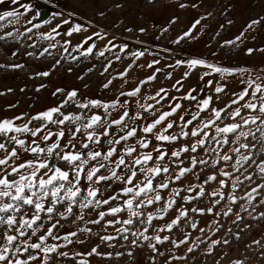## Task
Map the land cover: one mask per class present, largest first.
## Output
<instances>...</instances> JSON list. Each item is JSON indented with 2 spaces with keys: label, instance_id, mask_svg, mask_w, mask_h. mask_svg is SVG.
<instances>
[{
  "label": "snow or ice",
  "instance_id": "snow-or-ice-1",
  "mask_svg": "<svg viewBox=\"0 0 264 264\" xmlns=\"http://www.w3.org/2000/svg\"><path fill=\"white\" fill-rule=\"evenodd\" d=\"M10 2L15 5L19 4L20 0H10ZM4 3L5 0H0V4ZM20 7L24 8L25 11L20 12L19 9H14L0 13V22L7 21L8 24L14 25L20 21L22 16L32 10V6L28 4H21ZM116 7H120V5L117 4ZM180 7L184 8L187 5L180 4ZM192 7H196V5H192ZM36 15L39 16V12ZM54 15H60V13ZM49 22L48 20L44 21V23ZM175 22V19L171 21V23ZM31 23V20L25 22L24 32H20L19 29L5 32L0 35V40L15 38L19 41L22 37L32 33L34 28L41 26L40 24H33L32 27L26 26ZM200 23V19L195 20L189 30L173 40L172 43L180 44L186 38L194 39L193 31ZM64 24L69 25L68 30L63 33L67 37L88 31V27L81 23L64 20L61 25L54 27L50 32L40 34L39 39L55 41L56 36L61 35L58 29ZM261 24H264V17L253 19L247 24L245 32ZM3 27L5 25L0 23V29ZM127 31H131V29H127ZM140 31L143 32L144 29ZM163 31L166 32L168 29L165 28ZM245 32H241L234 40L225 41V45L242 42L245 38ZM106 38L107 34L100 31L84 37L80 43L72 48V51L78 52L79 56H73L68 52L70 40H65L60 46L72 61L78 60L80 56L88 57L94 53L97 57H105L106 53H113L114 60H108L102 75L108 72L114 62L120 61L126 54L127 57L131 58L132 63L124 72L119 73L118 77H113L112 80L126 77L131 68L135 66L136 61L146 54L157 55L147 48L129 51L127 43L118 45L114 43V38L108 39L104 48L97 49L96 40H105ZM57 43H49L38 55L35 52H28L27 55L35 56L37 59L44 57L45 54L51 56L50 49H55ZM28 47L35 48L36 45L30 44ZM116 49H119L118 53L115 52ZM18 51H14L12 56H16ZM165 51L170 50L166 49ZM254 51L264 52V49L249 48L247 54L251 55ZM61 59L64 57L62 56ZM60 63L61 60H56L53 68ZM159 64V59L149 62L146 66L154 69L153 73L142 80L134 89L120 92L112 101L105 102L100 99L86 98L81 102L76 99L77 91L72 90L67 93L60 104L31 116L23 124H16L17 120L24 119L23 115L0 120V137L4 138L0 141V153H3L0 156V229H2L0 230V264H34V262L50 264L53 254L68 258L69 253L62 252L60 249L72 244L74 242L72 238L77 237L80 232L92 234V229L88 225H102L105 230L108 227L114 228L116 235L99 236L102 242L123 240L129 242L133 248L140 246L141 241L149 242L148 247L154 253L163 255L156 245L168 241L170 237H162L159 233L171 232L180 225L182 220L189 217L190 211L200 215H221V213H214V208L225 200L224 189L226 187L231 189L230 193L227 194L229 204H236L238 200L244 199L251 206L257 196L261 195L262 190H264V183L252 187L244 196L237 197L235 193L238 187L244 181L253 182V174L248 173L241 180L239 176L233 177V172H240L241 168L247 164L249 167L254 165L258 173L264 176V160L257 163L252 158V151L255 150L256 145L250 142H240L242 139L248 141V138L251 137L252 140H259L264 144V78L259 76L253 78L249 75L248 79L241 80L244 87L239 92L232 93V99L222 108L212 106L213 97L210 95L198 99L197 96L193 95L196 89H190L182 97L177 98L170 97L168 90L161 87L153 95L146 96L144 102L137 99L136 104L140 110L132 113L129 107L130 101H122L120 97H138L142 87L155 81L158 74L163 71V69L155 67ZM139 66L144 67V65ZM180 66H186L188 69L184 73V78H187L198 67L207 69L200 76L201 80L213 74H219L225 78L247 71L243 68L233 69L218 66L201 58L178 59L174 65H167V67L172 68ZM23 67L25 65L19 63L0 64V68L9 70H17ZM50 74L51 71H43L36 73L35 76L48 77ZM171 78V73H165V79ZM112 80H108L103 87L107 89L112 84ZM213 83L211 80L206 81V85L209 87ZM182 86V80H177L172 87L179 92ZM44 87L46 85L41 84L36 90L39 91ZM226 88V83L221 84L217 81L214 92L219 96V94L226 92ZM63 92V89L57 88L53 96ZM4 94L0 92V95ZM181 99L195 101L196 111L184 110V114H179L182 105L178 101ZM148 101H152V103H148ZM164 101H169L166 111L162 110V102ZM69 103L75 104L78 109L89 112L91 109H102L103 114L92 112L89 115L84 111L65 113L62 109ZM233 105L238 106L233 107ZM245 109L248 110V114L242 115ZM113 111L119 113L118 118H111ZM205 112L210 113L207 119L201 116ZM145 113L148 115L146 116ZM148 116L154 118L149 121ZM172 117L175 119H170ZM226 118L233 122L224 124L223 121ZM33 121L41 123L33 125ZM132 121H142L143 123L137 125L130 123ZM196 121L199 123H195ZM70 124H74L75 127L69 128L68 125ZM49 125H55L56 131H53ZM250 125H254L255 129L249 127ZM176 128L179 129L178 132L173 131ZM113 129L116 131L114 132ZM257 133L260 134L259 137H257ZM21 135H27L30 140L20 138ZM230 136L235 138L230 140ZM54 137L55 139H53ZM132 138H135V143L128 144L127 142ZM192 138L196 139L191 144L181 145L170 152L165 148V145L173 144L180 139ZM153 140L158 143L153 144ZM10 144L14 146L10 148ZM104 144H107L106 149L103 147ZM230 144L235 146L230 147L228 152L221 154L223 148ZM150 147V151H145ZM201 149L204 150L205 156L209 157L208 159L196 155ZM21 150L33 158H22ZM261 151L264 152V147L261 148ZM184 153L192 154L189 157V166H183L184 160L181 157ZM211 154L215 155L214 159L211 158ZM232 154L235 155V162L232 164L233 172L220 168L218 173L208 175L199 184H189L186 188L170 187L172 183L181 181L187 174L195 173L198 167L202 171L209 165L215 168L221 162L227 165L233 160ZM61 164L65 167H61ZM173 166H175L174 174ZM244 171L247 172V168H244ZM218 176L223 177V179H218ZM158 177H163V179L157 180ZM197 179H199L198 175ZM229 180L232 181L230 185ZM82 181L86 182V187L82 186ZM113 182L119 183L123 187L104 198V190L100 185L103 184L105 188H110ZM210 182H217L219 187L207 192L205 185ZM165 190L168 192L167 198L162 195ZM185 191L188 195H181ZM205 195L212 198L211 207L187 209L180 206L176 209L175 218L156 228V235L147 234L154 220H163L173 209L177 204V198L186 204H190ZM259 203L264 204V200H260ZM157 204L160 207L155 211H144ZM105 206L107 207L105 208ZM61 208L63 211L60 210ZM76 209L79 211H75ZM88 209L96 212V219L85 220V210ZM242 211L248 212L249 208L242 206ZM123 213H127V218L121 215ZM232 213V207H228L222 215L226 217ZM72 216H75L73 223L84 221V226H78L76 231L59 235L58 231L63 227L61 221ZM108 216L115 219L106 220ZM259 217L264 218V212L260 213ZM240 219L242 217L237 214V220ZM45 222H47V226H45ZM137 223L143 226L142 229H133ZM213 223L217 224L218 221L214 220ZM197 226V222H191L192 229H197ZM199 230L201 233L205 231L203 228ZM216 231H219V228ZM129 236L135 239L129 241ZM189 237L190 234L186 233L184 239L172 240L171 243L178 248L182 244H186ZM49 238L53 241H63V243L50 244L48 243ZM153 240L155 243H151ZM78 242L83 243V241ZM224 242L227 243V241ZM219 243V240H213L209 245L208 253L211 254L214 246ZM254 243L259 245L260 241H254ZM109 246L115 247L116 245L109 243ZM98 247H93L87 253H74L71 258L74 259L79 256L81 259L78 264H88V261L83 257L93 255L112 257L113 253L111 252L105 254L98 252ZM197 247L198 244L194 242L187 251L191 253ZM124 254L123 252L115 253L117 257ZM127 255L131 257L133 252L128 251ZM172 258L184 259V257L175 256ZM152 259L154 261V257ZM233 264H243V262L236 260L233 261Z\"/></svg>",
  "mask_w": 264,
  "mask_h": 264
},
{
  "label": "rangeland",
  "instance_id": "rangeland-1",
  "mask_svg": "<svg viewBox=\"0 0 264 264\" xmlns=\"http://www.w3.org/2000/svg\"><path fill=\"white\" fill-rule=\"evenodd\" d=\"M21 4L31 5L32 10L22 16L20 21L14 25L8 24L7 21L0 22L5 25V27L0 29V35L16 29L24 32L25 22L28 20H31L32 23L27 24V27H32L33 24H40L41 26L34 28L32 33L22 37L19 41L15 38L0 40V64L11 65L19 63L25 65V67L17 70L0 68V92L5 93L4 95H0V120L12 119L23 115V120L16 121L18 125L23 124L31 116L60 104L67 93L72 90L77 91L78 95L76 99L81 102L86 98L100 99L105 102L112 101L116 99L120 92L134 89L142 80L151 75L154 69H150L146 65L154 59L160 60V64L155 67L163 69L158 74L157 79L145 84L138 97H120L122 101H130L129 107L132 113L140 110L136 104L137 99L144 102L146 96L153 95L161 87L168 90L170 97L177 98L182 97L190 89H196L193 95L197 96L198 99L210 95L213 97L212 106L222 108L232 99V93H237L244 87L241 80L248 79L249 75L253 78L257 76L264 78V52L254 51L251 55L247 54V49L249 48L264 49V24L257 25L254 29L245 32L246 26L251 20L264 17V0H20V3L15 5L10 0H5L4 4H0V13L14 9L24 12L25 9L20 7ZM117 4L120 7H116ZM180 4H185L187 7L181 8ZM192 5H196V7H192ZM37 12H39V16L36 15ZM56 13H60V15H54ZM100 13H103V15H100ZM173 19L176 20L175 23H171ZM197 19H200L201 23L193 31L194 39L186 38L180 44L172 43L173 40L185 31H188ZM45 20L50 22L44 23ZM64 20L81 23L88 27V31L67 37L63 33L68 30L69 25L64 24L58 29L61 35L56 36L55 41L39 39L40 34L50 32L54 27L61 25ZM229 21L231 23H228ZM165 28L168 31L164 32ZM127 29H131V31H127ZM141 29H144V31L141 32ZM96 31L107 34L105 40H96L97 49L104 48L108 39L114 38V43L118 45L127 43L129 51L147 48L151 52L157 53V55L146 54L143 58L136 61L135 66L131 68L126 77L112 80L113 77H118L119 73L124 72L129 64L132 63L131 58L127 57L126 54H124V57L120 61L114 62L108 72L102 75L101 73L108 60H114L113 53H106L105 57H97L94 53L88 57L80 56L78 60L72 61L60 46L65 40H70L71 44L69 45L68 52L73 56H79V53L73 52L72 48L80 43L84 37ZM241 32H245V38L242 42L225 45V41L234 40ZM49 43H57L55 49H50L52 52L51 56L45 54L44 57L37 59L35 56L27 55L28 52H35L38 55ZM30 44H35L36 47H28ZM166 49L170 51H165ZM17 50H19L18 54L12 56V53ZM115 52L118 53L119 49H116ZM62 56L64 59H61ZM192 58H201L218 66L233 69L243 68L247 71L225 78H222L219 74H213L201 80L200 76L207 71L205 68L198 67L187 78H184V73L188 71L186 66L167 67L169 64L174 65L178 59L188 60ZM58 59L61 60V63L53 68ZM139 65H144V67H140ZM89 69H92V71H89ZM43 71H51V74L48 77L35 76L36 73ZM165 73H171L172 78L165 79ZM108 80H112V84L105 89L103 85ZM177 80H182L183 85L179 92L172 87ZM209 80L214 82L210 87L206 85V81ZM217 81L221 84H227L226 92L219 94V96L214 92L215 82ZM41 84L46 85V87L37 91L36 89ZM57 88L63 89L64 92L53 96ZM9 89L11 91H8ZM178 102L182 105L179 114H184V110L190 112L196 111L195 101L181 99ZM148 103H152V101H148ZM162 103V110H168L169 101ZM237 106L233 105V107ZM62 111L65 113H80L84 111L89 115L92 112L103 114L102 109H91L89 112L88 110L78 109L73 103L66 105ZM247 114L248 110L245 109L242 115ZM145 115L147 116L148 114L145 113ZM209 115V112L201 114L205 119ZM118 116L119 113L113 111L111 118L115 119ZM153 118L148 116L149 121ZM170 119H175V117ZM237 119L239 120V117ZM231 122L233 121L229 118L223 121L224 124ZM40 123L39 121L32 122L33 125H39ZM130 123L140 125L143 122L132 121ZM195 123H199V121ZM49 127L53 131H56L55 125H49ZM68 127L74 128L75 125L70 124ZM249 127L253 128V130L255 129L254 125H250ZM113 131L115 132L116 129H113ZM173 131L178 132L179 129L176 128ZM139 134L142 135V133ZM256 135L259 137L260 134L257 133ZM20 138L30 140V137L27 135H21ZM234 138V136L229 137L230 140ZM3 139V137H0V141ZM194 139L196 138L180 139L173 144L165 145V148L170 152L181 145L191 144ZM240 142L255 144L256 148L252 151L253 160L257 163L264 160V152L261 151L264 144L259 140H252L249 137L248 141L242 139ZM127 143L134 144L135 138L130 139ZM155 143L158 142L153 140V144ZM13 146L9 145L10 148ZM233 146L235 145L230 144L225 146L221 154L228 152L229 148ZM103 147L106 149L107 144H104ZM150 150L151 147L145 151ZM2 155L3 153H0V156ZM190 155L192 154L184 153L182 155L181 159L184 160L183 166H189ZM196 155L200 158H209L205 156L203 149L199 150ZM232 155L233 160L228 162L227 165L221 162L215 168L209 165L202 171L198 167L195 173L187 174L181 181L172 183L170 187L186 188L189 184H199L208 175L218 173L220 168L233 172L232 164L235 162V155ZM21 156L25 159L33 158L22 150ZM211 158L214 159L215 155L211 154ZM60 166L65 167L63 164ZM244 168H247V172L244 171ZM244 168H241L240 172H233V177L239 176L243 180L244 175L252 173L253 182L244 181L235 193L237 197L244 196L252 187L264 183V176L258 173L254 165L249 167L246 164ZM174 172L175 166H173V174ZM197 175L199 179H197ZM161 179L163 177L157 178V180ZM218 179H223V177L218 176ZM231 182V180L228 181L229 185ZM82 186L86 187V182L82 181ZM100 187L104 190V198H106L117 192L123 185L113 182L110 188H105L103 184ZM218 187L217 182H210L205 185L207 192H211ZM230 191V187L224 189L225 200L221 201L214 208V213H221V215H200L190 211L189 217L182 220L180 225L171 232L165 231L159 233L162 237H170L168 241L156 245L159 252H162L163 255L154 253L148 247L149 242L141 241L140 246L135 248L131 247L129 242L123 240L102 242L99 236L106 234L116 235L114 228L108 227L105 230L102 225H88L92 229V234L86 232L78 233L77 237L72 238L74 241L72 244L60 249L62 252H68L69 257H58L53 254L50 264H78L81 257L76 256L73 259L71 258L73 254L77 252L87 253L96 246H99L98 252L102 254L111 252L113 255L111 258L105 255L83 257L88 261V264H233V261L236 260L242 261L243 264H264V218L259 217V214L264 212V204L259 203L260 200H264V190H262L261 195L257 196L251 206L244 199L238 200L236 204H229L227 194ZM162 195L167 198V190L162 192ZM181 195H188V193L185 191ZM211 201L212 198L207 195L199 200L192 201L190 204H186L183 200L177 198V204L173 209L169 211L163 220H154L147 234L150 236L156 235V228L175 218L178 207L183 206L187 209L193 207L207 208L212 206ZM242 206L248 207L249 211H242ZM159 207V204L153 205L144 211H155ZM228 207H232L233 213L225 217L222 213ZM60 210L63 211V208ZM75 211L79 210L76 209ZM237 214L242 219L237 220ZM121 215L127 218V213ZM96 218V212L90 209L85 210V220ZM112 219L115 218L112 216L106 217V220ZM74 220L75 216L62 220L61 224L63 227L59 229L58 234L63 235L69 231H76L78 226H84V221L73 223ZM214 220L218 221V223L214 224ZM192 221L197 222L198 226L195 230L191 228ZM45 226H47V222H45ZM117 227H120V225H117ZM142 227V225L137 223L133 226V229H142ZM201 228L205 229L203 233L199 230ZM217 228H219V231H216ZM186 233L190 234L188 242L178 248L174 247L171 241L184 239ZM132 239L135 238L129 236V241ZM213 240H219L220 243L215 245L211 254H209L208 248ZM78 241H83V243ZM200 241L203 242L201 243ZM224 241H227V243ZM254 241H260V244L256 245ZM194 242L198 244V247L189 253L187 249ZM48 243H63V241H53L49 238ZM109 243L116 246L110 247ZM151 243H155V241L153 240ZM128 251H132L133 256L129 257L127 255ZM117 252L125 254L117 257L115 255ZM174 256L184 257V259H173L172 257ZM34 264H38V262H34Z\"/></svg>",
  "mask_w": 264,
  "mask_h": 264
}]
</instances>
